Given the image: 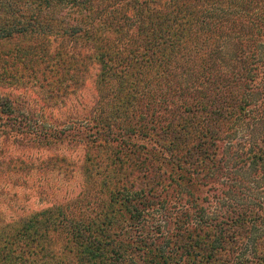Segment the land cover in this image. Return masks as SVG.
Returning <instances> with one entry per match:
<instances>
[{
	"label": "trees",
	"instance_id": "16d2710c",
	"mask_svg": "<svg viewBox=\"0 0 264 264\" xmlns=\"http://www.w3.org/2000/svg\"><path fill=\"white\" fill-rule=\"evenodd\" d=\"M18 85L94 100L59 127L21 115L28 142L82 150L40 162L82 189L0 212V264H264V0H0Z\"/></svg>",
	"mask_w": 264,
	"mask_h": 264
},
{
	"label": "rangeland",
	"instance_id": "374dc122",
	"mask_svg": "<svg viewBox=\"0 0 264 264\" xmlns=\"http://www.w3.org/2000/svg\"><path fill=\"white\" fill-rule=\"evenodd\" d=\"M2 97L13 101L12 107H17L18 114L12 113L11 121L0 122V212L9 220H15L74 198L82 189L80 178L68 180L51 166L40 168V162L52 156L58 148L41 147L32 141L28 142L30 139H27L22 129L32 128L31 123L21 127H17V124L24 123L21 115L27 119L35 116L38 123L47 127H59L70 118L86 116L94 100L91 86L87 85L70 101L50 108L43 107L36 89L23 85L0 87ZM58 151L75 162L81 161L80 148L69 151L63 143ZM17 159L26 163L28 169L13 170L11 167Z\"/></svg>",
	"mask_w": 264,
	"mask_h": 264
}]
</instances>
